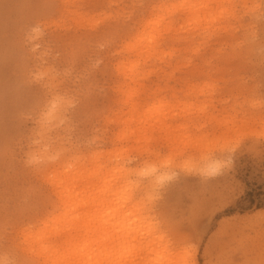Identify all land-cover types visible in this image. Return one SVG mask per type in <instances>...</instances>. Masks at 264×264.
<instances>
[{
  "label": "rangeland",
  "instance_id": "obj_1",
  "mask_svg": "<svg viewBox=\"0 0 264 264\" xmlns=\"http://www.w3.org/2000/svg\"><path fill=\"white\" fill-rule=\"evenodd\" d=\"M157 1L0 0V264H27L17 230L51 210L38 169L45 142L62 148L52 164L100 153L135 169V180L153 178L145 201L160 234L180 245L131 264H264V0H200V22L169 46L178 66L157 63L150 76L160 97L129 101L125 44L156 17ZM48 67L51 86L37 74ZM54 93L64 118L43 139L38 122ZM153 108L163 122L147 120ZM132 116L136 133L124 131Z\"/></svg>",
  "mask_w": 264,
  "mask_h": 264
},
{
  "label": "bare ground",
  "instance_id": "obj_2",
  "mask_svg": "<svg viewBox=\"0 0 264 264\" xmlns=\"http://www.w3.org/2000/svg\"><path fill=\"white\" fill-rule=\"evenodd\" d=\"M205 6L206 4L200 0H158L151 7L157 12L156 17L152 21H144L143 29L125 44L126 49L128 48L127 52L134 56L125 71L124 79V83L133 84L127 92L129 101L142 97L147 100L160 97L164 88L160 84V87L153 91L149 83L150 76L156 72L157 63H160V71H165L174 62H176L175 66H178V59L175 56L178 49L169 46L180 42L183 38V29L187 30L189 25L197 24L199 18H202L199 17L201 9ZM181 15L185 16L183 24L180 22ZM212 16L214 15L211 12L206 15L208 18ZM34 28L33 33L39 35L40 31ZM50 72H52L51 67H48L37 73L40 77L44 74L45 77L50 78L46 83L47 86L53 84L51 78L53 76L49 74ZM52 95L51 99L44 100V108L38 122V132L42 134L43 139L44 135L53 127L60 125L64 118L61 95L58 96L56 93ZM137 104H134V112L137 111ZM170 104L169 106H172ZM148 110L143 112L144 115ZM155 110L154 108L149 110L154 112L155 117L153 118L150 112L147 114L149 117L145 116L147 120L161 117L159 115L157 117ZM163 110L160 109L159 114L164 112ZM138 115L137 117H141L140 113ZM133 116L131 121L128 119L129 124L125 121L129 126L124 131L129 128L132 131V124L134 121L138 122L139 118ZM163 118L158 119H162L163 122ZM159 124L162 126L161 122ZM143 126L144 124H141V129L135 127L136 131L141 132ZM156 126L158 127V124ZM144 131L147 132L145 126ZM43 145L42 152L38 151L37 156L43 153L44 157L41 154L40 158L44 159V164L51 165L36 166V168L38 167L40 176H43L50 187L52 207L37 222L26 223L17 230V237L27 255V264H128L125 260H130L131 264L136 255L156 251L157 246L167 245L164 247L168 248L173 242L174 249L179 247L180 241L175 242L168 238L165 232L160 234L161 226L151 214L153 208L145 201L146 195L150 196L156 186L153 178L150 177L145 181L139 178L135 180L133 179L135 169L129 166L104 164L100 153L90 155L89 159L84 158L85 155L83 156L82 153V156L78 154V157L72 159L73 161H68L66 158L63 161L58 159V165H55L50 161L55 155L56 157L63 155V152L60 153L62 150H58L62 148L55 150L56 146L52 147V145L50 146L52 149L47 148L46 142ZM35 155L31 151L28 158L33 160ZM38 159L39 157L36 161ZM86 159L89 161L88 165L85 163ZM166 250L168 253L170 247ZM178 261V259L169 260L171 263H167L180 264Z\"/></svg>",
  "mask_w": 264,
  "mask_h": 264
},
{
  "label": "snow or ice",
  "instance_id": "obj_3",
  "mask_svg": "<svg viewBox=\"0 0 264 264\" xmlns=\"http://www.w3.org/2000/svg\"><path fill=\"white\" fill-rule=\"evenodd\" d=\"M232 150H234V149H232ZM216 169L214 168V169H212L210 172H209V174L211 175V174H215L216 173Z\"/></svg>",
  "mask_w": 264,
  "mask_h": 264
}]
</instances>
